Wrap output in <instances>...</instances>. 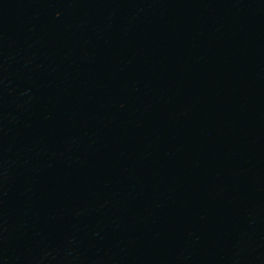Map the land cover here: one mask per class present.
I'll return each mask as SVG.
<instances>
[{"label":"water","instance_id":"95a60500","mask_svg":"<svg viewBox=\"0 0 264 264\" xmlns=\"http://www.w3.org/2000/svg\"><path fill=\"white\" fill-rule=\"evenodd\" d=\"M0 264H264V0H1Z\"/></svg>","mask_w":264,"mask_h":264}]
</instances>
